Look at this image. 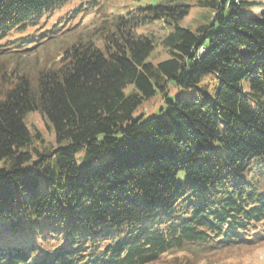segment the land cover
<instances>
[{
    "label": "trees",
    "instance_id": "1",
    "mask_svg": "<svg viewBox=\"0 0 264 264\" xmlns=\"http://www.w3.org/2000/svg\"><path fill=\"white\" fill-rule=\"evenodd\" d=\"M176 1L106 16L51 50L58 25L43 20L79 0H0V264H158L250 241L264 224V12L219 18L241 1L203 0L217 14L194 31L179 27L190 8ZM156 20L175 31L163 41L171 57L154 65V42L137 30ZM30 51L42 59L27 63ZM170 82L197 96L167 99L166 118H135ZM32 112L55 147L30 151Z\"/></svg>",
    "mask_w": 264,
    "mask_h": 264
},
{
    "label": "rangeland",
    "instance_id": "2",
    "mask_svg": "<svg viewBox=\"0 0 264 264\" xmlns=\"http://www.w3.org/2000/svg\"><path fill=\"white\" fill-rule=\"evenodd\" d=\"M200 1L202 2L203 0H179L175 2L176 4H183L190 8L189 14L179 22V27L196 31L201 26H209L212 24L217 10L201 5ZM240 1L241 4L238 8H227L219 12V18L227 19L234 13L239 17H261L264 12V0ZM96 3H99L97 6L100 7V11L99 8H94L93 10H87L85 13L80 11L74 15V18L70 16L73 10H76L75 8L81 7L80 5H84L81 9H88V5H95ZM161 3L162 0H79V2H71L67 6H63L62 9L60 8L54 12L53 15L45 18V21L43 20L42 28H49L55 24L58 25V27L56 26L58 30L53 35V39L56 38V42L52 43L49 41L47 45L43 44L38 48L41 52L45 45L48 49H56L65 43L72 42L76 37H86V35L92 34L95 29L103 25L102 21L106 22L108 20L107 17H110L113 21L129 12L140 14L139 9ZM215 22L218 23V21ZM174 29L175 26L169 27L163 22L156 20L145 26H141L137 30V34L151 37L155 45L154 51L147 59V62L157 65L171 57L170 47L165 45L163 41L170 33L175 31ZM30 53L27 57L24 56L25 58H23L27 63L34 62L33 59L35 57L40 56V59H42L43 53L39 55L32 53V51ZM244 55L248 58L250 57L247 52H244ZM9 65L10 67L14 66L10 62ZM205 82L209 83L208 93L214 97L220 87L217 76L211 75ZM131 88H128L127 91L131 90ZM195 96H197L196 90L182 89L173 82H170L166 97L161 92H158L152 103L147 105L141 113L136 112L134 117L137 118L140 116L142 119H148L153 116L166 118L168 116L167 99L169 101H175L178 98L192 100ZM24 123L33 135H40V140L34 139L33 146L30 149L32 153L34 148L47 150L56 146L55 133L50 129L48 120L40 112L28 113L24 117ZM219 150L222 152V149ZM84 152V148L77 152L76 161L78 166H81V170L87 172L90 168L86 169L81 165ZM98 162L99 160H95L91 169ZM177 179L181 182L185 180L184 171L178 173ZM259 227L255 233L248 234V237L252 236L250 241L245 240L244 242L230 244L228 246H189L183 250L163 255V261H160L158 264H264V224ZM110 233L115 239L119 237L123 238V235L116 230H111Z\"/></svg>",
    "mask_w": 264,
    "mask_h": 264
}]
</instances>
